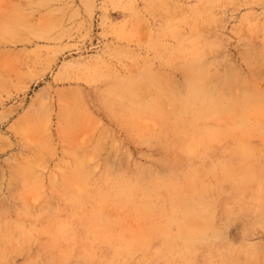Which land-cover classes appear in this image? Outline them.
<instances>
[{"label": "rangeland", "instance_id": "1", "mask_svg": "<svg viewBox=\"0 0 264 264\" xmlns=\"http://www.w3.org/2000/svg\"><path fill=\"white\" fill-rule=\"evenodd\" d=\"M125 263L264 264V0H0V264Z\"/></svg>", "mask_w": 264, "mask_h": 264}, {"label": "bare ground", "instance_id": "2", "mask_svg": "<svg viewBox=\"0 0 264 264\" xmlns=\"http://www.w3.org/2000/svg\"><path fill=\"white\" fill-rule=\"evenodd\" d=\"M198 62V61H197ZM196 64V63H195ZM195 64L193 65L194 67H195ZM202 64V63H201ZM200 64V65H201ZM197 65V64H196ZM192 66V67H193ZM191 67V68H192ZM202 67V66H201ZM196 68L197 67H195V70H196ZM189 69V68H188ZM193 69V68H192ZM191 72V71H190ZM187 80V79H186ZM189 81V80H188ZM186 83V82H185ZM203 84V83H202ZM188 91V90H187ZM222 92V91H221ZM205 95V94H204ZM203 96V95H202ZM208 96H210V95H208ZM246 96V95H245ZM183 97V96H182ZM201 98V96H200V94H198L197 93V88H194L193 87V89L191 90V94L189 95V97H188V99L191 101V102H199V99ZM181 99V98H180ZM224 99V98H223ZM188 100V101H189ZM241 102V101H240ZM239 102V103H240ZM152 104V103H151ZM198 104V103H197ZM218 104V103H217ZM212 105V104H211ZM220 105V104H219ZM158 106V105H157ZM156 106V107H157ZM243 106V105H242ZM180 107V106H179ZM185 107V106H184ZM212 107V106H211ZM220 108V107H219ZM221 108H223V107H221ZM230 109V108H229ZM205 110V109H204ZM163 112V111H162ZM164 115V114H163ZM186 116V115H185ZM253 117V116H252ZM179 118H180V116H179ZM188 118V117H187ZM196 118H198V117H196ZM256 118V117H255ZM227 122V121H226ZM204 123V122H203ZM232 123V122H231ZM234 123V122H233ZM229 124V123H228ZM259 124V123H258ZM212 125V124H211ZM215 125V124H214ZM231 125V124H230ZM235 125V124H234ZM224 126V125H223ZM194 132V131H193ZM230 133V132H229ZM245 136V135H244ZM228 138V137H227ZM227 138H226V140H227ZM243 139V138H242ZM200 150H202V149H200ZM197 151V150H196ZM205 153V152H204ZM135 189V188H134ZM152 190V189H151ZM136 191V190H135ZM144 191V190H143ZM137 192V191H136ZM139 192V191H138ZM148 192V191H147ZM131 193V192H130ZM138 195V194H137ZM142 195H143V193H142ZM153 196V195H152ZM151 197V196H150ZM128 200V199H127ZM142 201H144V200H142ZM133 202V201H132ZM196 206V205H195ZM193 208H194V206H193ZM189 209V208H188ZM175 213V212H174ZM199 213V212H198ZM195 216V215H194ZM170 217V216H169ZM177 218V217H176ZM181 218V217H180ZM172 222V221H171ZM203 222V221H202ZM210 226V225H209ZM180 227V226H179ZM183 227H185V226H183ZM206 228V227H205ZM195 230V229H194ZM211 230V229H210ZM204 231V230H203ZM202 231V232H203ZM205 233V232H204ZM194 234V233H193ZM195 235H196V233H195ZM124 252V251H123ZM126 258H128V257H126ZM127 262V261H126ZM182 262V261H181ZM131 263V262H130ZM126 264V263H125ZM128 264V263H127Z\"/></svg>", "mask_w": 264, "mask_h": 264}]
</instances>
